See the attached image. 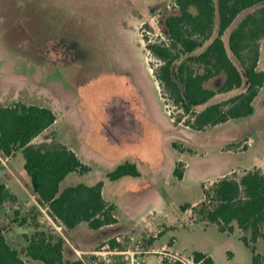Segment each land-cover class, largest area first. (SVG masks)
Returning a JSON list of instances; mask_svg holds the SVG:
<instances>
[{"label":"rangeland","instance_id":"rangeland-1","mask_svg":"<svg viewBox=\"0 0 264 264\" xmlns=\"http://www.w3.org/2000/svg\"><path fill=\"white\" fill-rule=\"evenodd\" d=\"M253 10L226 32L227 45L232 30ZM176 13L170 0H0V107L21 102L52 109L56 123L33 143L62 141L92 169L88 175L71 174L61 189L103 182L107 200L121 206L120 222L109 231L94 238L83 230L72 237L65 233L70 242L88 246L95 239L94 250L106 243L119 249L134 244L151 252L149 264L159 258L169 264L174 255L196 252L209 254L215 264H252L241 230L223 233L182 208L204 201V190L225 176L264 170V88L251 117L200 132L175 125L151 70L158 62L143 38L166 40L165 20ZM259 68L264 70V40ZM126 162L137 165L139 177L107 178ZM24 163L21 150L4 159L0 182L29 188ZM176 168L184 172L182 180L174 176ZM27 190L31 195L0 211V229L12 245L26 241L16 229L39 227L51 234L53 228ZM256 247L264 258V240ZM66 256L80 258L69 249ZM34 262L29 264H41ZM102 264L126 263L119 256Z\"/></svg>","mask_w":264,"mask_h":264},{"label":"trees","instance_id":"trees-1","mask_svg":"<svg viewBox=\"0 0 264 264\" xmlns=\"http://www.w3.org/2000/svg\"><path fill=\"white\" fill-rule=\"evenodd\" d=\"M170 1L177 13L165 20L166 40L153 42L146 36L143 40L158 62L151 63V70L175 125L200 132L251 117L255 113V100L264 88V70L259 68L264 40V0ZM250 10L253 11L232 30L227 45L226 32ZM146 28L150 27L146 25ZM245 85L243 92L211 103L216 97L236 92ZM56 121L55 113L48 107L21 102L0 107V170L4 159L21 150L24 170L30 177L37 202L55 221L69 230L84 223L93 230L118 224V207L104 198L103 182L61 189L69 175H88L91 167L57 140L33 143ZM174 148L178 150L177 144ZM129 176L139 177L140 172L136 164L126 162L107 178L116 181ZM174 176L182 180L184 172L176 168ZM204 198L194 207L185 206L183 212L192 209L204 222L216 225L223 233L233 234L238 228L243 234L241 240L252 251V264H264L256 247L264 240V170L225 176L211 190H204ZM15 199L11 190L0 182V211ZM28 241L27 257L32 260L44 264H84L80 260H66L65 241L61 237L37 232ZM194 256L205 264H215L204 253L196 252ZM0 264H25L1 229Z\"/></svg>","mask_w":264,"mask_h":264},{"label":"crops","instance_id":"crops-1","mask_svg":"<svg viewBox=\"0 0 264 264\" xmlns=\"http://www.w3.org/2000/svg\"><path fill=\"white\" fill-rule=\"evenodd\" d=\"M262 91V90H261ZM258 98V97H257ZM256 101V100H255ZM93 141H94V139H93ZM59 142H61V143H63V144H65L64 142H62V141H59ZM69 149H71L72 151H74L80 158H81V155H80V153H79V151H77L76 149H74L73 147H69L67 144H65ZM90 149H91V146H90ZM83 156V155H82ZM82 160V159H81ZM83 162L85 163V161L83 160ZM70 176V175H69ZM68 176V177H69ZM29 177V176H28ZM67 177V178H68ZM66 178V179H67ZM30 179V177L29 178H27V181H28V186H29V188L31 189V191L33 192V190H32V185H31V180H29ZM65 179V180H66ZM5 184V183H4ZM6 185V184H5ZM10 190H11V192L13 193V195L17 198V199H19V200H22V197L24 196V199H25V197H26V193H28V194H30L31 195V193H30V191H28L27 189H29V188H25V191L23 190V188H20L18 185H14V184H7L6 185ZM34 194V193H33ZM103 196H104V198L107 200V198L105 197V193H104V189H103ZM37 197V196H36ZM36 201H37V199H36ZM108 201V200H107ZM108 202H110V203H113L112 201H108ZM37 204H38V202H36ZM115 204V203H114ZM39 205V204H38ZM196 205H198V204H195V205H191L192 207H194V206H196ZM116 206L117 207H121V206H118L117 204H116ZM39 207H40V210L42 211V213L44 212V215H45V218H46V221L50 224V226L51 225H53V228H51V234H53L54 236H56V237H61V238H63L64 239V241H65V258H66V260H71V261H76V260H74V259H70V258H67V256H66V250H72L73 252H75V253H77L80 257H82L81 255H84V256H87V257H82L86 262H89V260L90 259H87L89 256H90V254L91 253H93V252H96L97 250H94V248H95V245H94V242H95V239H94V241H93V245H88V246H81V245H78L77 243H76V241H74V240H72V242H70L71 240H70V237H67L68 235H71V237L72 236H75L77 233H80L81 232V230H83L84 232H86V235L88 236V237H92V238H94V237H96L98 234H101V233H104V232H106V231H109V229L112 227V226H107V227H104V228H102V229H100V230H93V229H91L87 224H81V225H79L77 228H75V229H73V230H69V229H66L61 223H59V222H57V221H55V219H53L50 215H49V211L46 209V208H43V207H41L40 205H39ZM119 210V209H118ZM188 212H190L189 210L188 211H186V213H188ZM29 216V215H28ZM41 215H39V217H40ZM118 218V217H117ZM118 221L120 222V220H119V218H118ZM118 222V223H119ZM117 225V224H116ZM115 226V225H114ZM113 226V227H114ZM19 229H21V228H19ZM105 229H108V230H105ZM33 231H36V232H43V231H41V230H39V227H30L29 228V231H26V229H25V231L24 232H19V230H17L16 229V233H17V235H25L24 236V239H26V241L23 243V244H20V243H13L14 245H12V243L10 242V240H9V237H8V235L7 234H5V232H4V234H5V237H6V239H7V242L9 243V245L13 248V249H15V250H17V251H19V254H20V257H21V259L25 262V264H29V263H31V261H35V260H32V259H30L29 257H27L29 260H27L25 257H26V255H27V246H28V244H29V239H31L32 237H31V235L30 234H32V232ZM35 233V232H34ZM65 233L67 234V236L65 235ZM95 233V234H94ZM117 239H119V238H117ZM19 246H21V247H23L24 249H25V254L23 255V254H21V251L19 250ZM163 250H166L165 248H163ZM168 250H169V248H168ZM157 251H155V253H156ZM154 253V252H153ZM172 253V252H171ZM175 254V253H174ZM204 254H206V255H208L209 256V254H207V253H204ZM155 255V254H154ZM25 256V257H24ZM152 256V255H151ZM157 257V256H156ZM149 258H150V256H149ZM158 258V257H157ZM78 260H80V258L78 259ZM81 261V260H80ZM38 262H40V261H38ZM34 263H36V261L34 262ZM41 264H44V263H42V262H40Z\"/></svg>","mask_w":264,"mask_h":264},{"label":"built area","instance_id":"built-area-1","mask_svg":"<svg viewBox=\"0 0 264 264\" xmlns=\"http://www.w3.org/2000/svg\"><path fill=\"white\" fill-rule=\"evenodd\" d=\"M117 241L120 242V239H117ZM150 253V251H146L134 244H128L127 249H119L112 244L106 243L101 250L90 254L89 262H86L82 257H80V260L84 264H102L103 262H108L111 258L120 256L123 257L126 264H149ZM172 257L169 264H205L204 260H197L195 256L174 255ZM160 259L158 264H163Z\"/></svg>","mask_w":264,"mask_h":264}]
</instances>
